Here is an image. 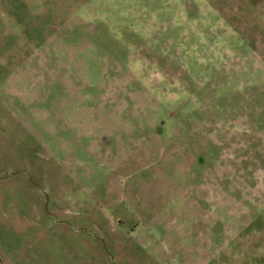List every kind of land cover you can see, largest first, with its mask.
Returning a JSON list of instances; mask_svg holds the SVG:
<instances>
[{"label":"rangeland","instance_id":"rangeland-1","mask_svg":"<svg viewBox=\"0 0 264 264\" xmlns=\"http://www.w3.org/2000/svg\"><path fill=\"white\" fill-rule=\"evenodd\" d=\"M0 264H264V0H0Z\"/></svg>","mask_w":264,"mask_h":264}]
</instances>
